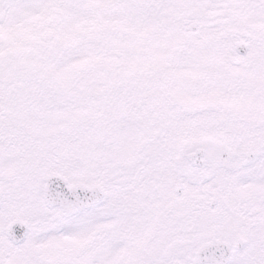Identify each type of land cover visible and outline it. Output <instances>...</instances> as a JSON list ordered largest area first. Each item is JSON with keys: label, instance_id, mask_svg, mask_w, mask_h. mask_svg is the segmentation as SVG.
<instances>
[{"label": "snow or ice", "instance_id": "snow-or-ice-1", "mask_svg": "<svg viewBox=\"0 0 264 264\" xmlns=\"http://www.w3.org/2000/svg\"><path fill=\"white\" fill-rule=\"evenodd\" d=\"M0 264H264V0H0Z\"/></svg>", "mask_w": 264, "mask_h": 264}, {"label": "flooded vegetation", "instance_id": "flooded-vegetation-1", "mask_svg": "<svg viewBox=\"0 0 264 264\" xmlns=\"http://www.w3.org/2000/svg\"><path fill=\"white\" fill-rule=\"evenodd\" d=\"M239 51H240L241 54H243V49H240Z\"/></svg>", "mask_w": 264, "mask_h": 264}]
</instances>
